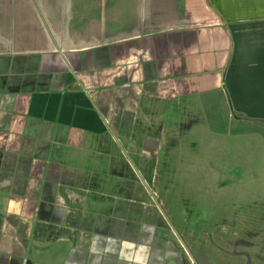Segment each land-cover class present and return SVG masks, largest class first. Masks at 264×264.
<instances>
[{
  "label": "crops",
  "instance_id": "crops-1",
  "mask_svg": "<svg viewBox=\"0 0 264 264\" xmlns=\"http://www.w3.org/2000/svg\"><path fill=\"white\" fill-rule=\"evenodd\" d=\"M159 112L264 149V0H0V264H48L58 233L76 252L79 213L40 208L41 176Z\"/></svg>",
  "mask_w": 264,
  "mask_h": 264
},
{
  "label": "rangeland",
  "instance_id": "rangeland-1",
  "mask_svg": "<svg viewBox=\"0 0 264 264\" xmlns=\"http://www.w3.org/2000/svg\"><path fill=\"white\" fill-rule=\"evenodd\" d=\"M210 121L125 119L100 150L48 166L38 206L75 209L68 222L84 229L72 253L51 235L48 264H264V199L244 196L264 186L244 181L264 169V149Z\"/></svg>",
  "mask_w": 264,
  "mask_h": 264
}]
</instances>
